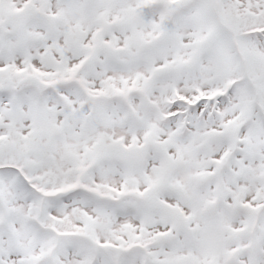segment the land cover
<instances>
[{"label":"snow or ice","instance_id":"6c2138e0","mask_svg":"<svg viewBox=\"0 0 264 264\" xmlns=\"http://www.w3.org/2000/svg\"><path fill=\"white\" fill-rule=\"evenodd\" d=\"M0 264H264V0H0Z\"/></svg>","mask_w":264,"mask_h":264}]
</instances>
